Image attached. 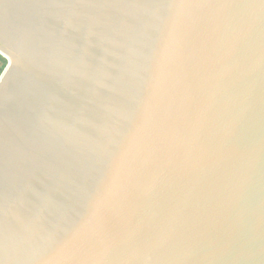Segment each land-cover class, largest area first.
Returning <instances> with one entry per match:
<instances>
[{"label": "water", "instance_id": "95a60500", "mask_svg": "<svg viewBox=\"0 0 264 264\" xmlns=\"http://www.w3.org/2000/svg\"><path fill=\"white\" fill-rule=\"evenodd\" d=\"M0 264H264V0H0Z\"/></svg>", "mask_w": 264, "mask_h": 264}, {"label": "rangeland", "instance_id": "374dc122", "mask_svg": "<svg viewBox=\"0 0 264 264\" xmlns=\"http://www.w3.org/2000/svg\"><path fill=\"white\" fill-rule=\"evenodd\" d=\"M5 65V60H3L1 57H0V71L2 70V68L4 67Z\"/></svg>", "mask_w": 264, "mask_h": 264}, {"label": "trees", "instance_id": "16d2710c", "mask_svg": "<svg viewBox=\"0 0 264 264\" xmlns=\"http://www.w3.org/2000/svg\"><path fill=\"white\" fill-rule=\"evenodd\" d=\"M1 57V56H0ZM2 58V57H1ZM3 59V58H2ZM4 60V59H3Z\"/></svg>", "mask_w": 264, "mask_h": 264}]
</instances>
